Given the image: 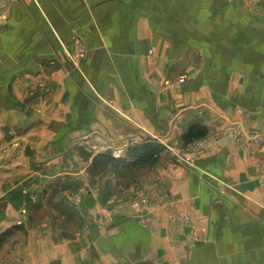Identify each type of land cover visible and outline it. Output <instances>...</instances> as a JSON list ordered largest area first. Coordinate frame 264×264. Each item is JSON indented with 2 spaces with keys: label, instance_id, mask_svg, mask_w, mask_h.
Wrapping results in <instances>:
<instances>
[{
  "label": "crops",
  "instance_id": "crops-1",
  "mask_svg": "<svg viewBox=\"0 0 264 264\" xmlns=\"http://www.w3.org/2000/svg\"><path fill=\"white\" fill-rule=\"evenodd\" d=\"M7 1L20 14L30 11L55 43L61 64L45 74L60 91L56 113L76 106L75 123L81 108L94 106L89 131L117 139L139 127L167 142L164 179L182 180L171 198L187 225L170 235L167 212L151 208L91 228L86 242H54L48 227L30 228L22 256L3 262L16 238L6 206L0 264H264V191L256 178L264 169V16L255 7L264 0ZM78 39L83 54L58 56L60 40L74 50ZM233 122L244 126L241 143L223 141L187 174L176 172L170 148L200 138L183 140L190 127L206 136Z\"/></svg>",
  "mask_w": 264,
  "mask_h": 264
},
{
  "label": "rangeland",
  "instance_id": "rangeland-1",
  "mask_svg": "<svg viewBox=\"0 0 264 264\" xmlns=\"http://www.w3.org/2000/svg\"><path fill=\"white\" fill-rule=\"evenodd\" d=\"M9 5L7 0L0 3V210L10 207L16 238L9 241L13 250L3 262L14 254L22 256L30 228L48 227L54 242H86L91 228L102 229L119 216L140 218L142 210L151 208L167 212L170 235L187 225V214L171 198L181 192L182 180L164 179L167 162L161 160L167 142L139 127L117 139L109 130L89 131L94 106L81 108L84 114L75 123L76 106L69 104L56 113L60 91L45 74L48 65L61 64L55 43L43 38L45 28L30 11L20 14ZM255 7L264 16V7ZM58 44V56L63 53L71 61L83 54L85 43L75 40L74 50L61 40ZM243 129L242 123L233 122L187 144L175 143L169 159L176 172L187 174V167L212 147L227 140L241 143ZM149 142L157 148L154 163L128 154L114 156L117 149ZM256 178L264 191V169Z\"/></svg>",
  "mask_w": 264,
  "mask_h": 264
},
{
  "label": "trees",
  "instance_id": "trees-1",
  "mask_svg": "<svg viewBox=\"0 0 264 264\" xmlns=\"http://www.w3.org/2000/svg\"><path fill=\"white\" fill-rule=\"evenodd\" d=\"M206 133L205 129H196L194 127H190L189 130L183 135V140L188 142L197 137L204 136ZM129 156L135 157V159H141L145 161H150L152 163L157 161V148L154 143H145L141 146H134L129 150Z\"/></svg>",
  "mask_w": 264,
  "mask_h": 264
},
{
  "label": "built area",
  "instance_id": "built-area-1",
  "mask_svg": "<svg viewBox=\"0 0 264 264\" xmlns=\"http://www.w3.org/2000/svg\"><path fill=\"white\" fill-rule=\"evenodd\" d=\"M130 149H117V151L114 153L115 157L122 158L124 157V154H128Z\"/></svg>",
  "mask_w": 264,
  "mask_h": 264
}]
</instances>
